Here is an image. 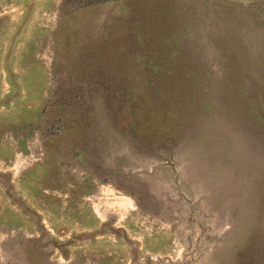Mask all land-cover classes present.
Here are the masks:
<instances>
[{"label":"rangeland","instance_id":"obj_1","mask_svg":"<svg viewBox=\"0 0 264 264\" xmlns=\"http://www.w3.org/2000/svg\"><path fill=\"white\" fill-rule=\"evenodd\" d=\"M0 264H264V0H0Z\"/></svg>","mask_w":264,"mask_h":264}]
</instances>
